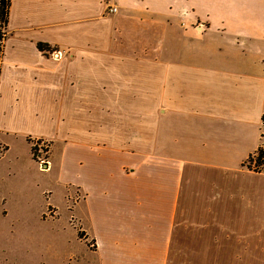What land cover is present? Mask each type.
Masks as SVG:
<instances>
[{
	"label": "crops",
	"instance_id": "0c3cea01",
	"mask_svg": "<svg viewBox=\"0 0 264 264\" xmlns=\"http://www.w3.org/2000/svg\"><path fill=\"white\" fill-rule=\"evenodd\" d=\"M108 5L10 0L0 136H18L37 166L33 142L47 143L42 168L61 148L86 238L80 264H264V199L251 182L264 169L247 165L259 140L254 151L231 140L261 126L264 60L253 69L245 50L199 46L209 21L196 32L165 0Z\"/></svg>",
	"mask_w": 264,
	"mask_h": 264
},
{
	"label": "rangeland",
	"instance_id": "374dc122",
	"mask_svg": "<svg viewBox=\"0 0 264 264\" xmlns=\"http://www.w3.org/2000/svg\"><path fill=\"white\" fill-rule=\"evenodd\" d=\"M108 1L109 5L116 2ZM165 1L166 14L168 7L180 17V23L192 17L196 32L199 31L197 27H204L206 31L203 21H209L208 33L199 46L245 50L246 56L253 60V69L263 64L264 0ZM243 128L248 135L231 134L232 142L254 151L259 140V147L264 150V121L261 126L260 122L247 123ZM0 138L8 148L5 151L0 146V264H80L83 244L78 238H86L77 230L76 196L74 189L65 182L68 173L60 162L61 148H53L50 164L42 168L47 157V143L33 142L35 158L40 163L37 166L18 136L2 134ZM247 165L252 166L250 160ZM192 174L193 170L186 179V191L197 186ZM236 176L247 179L240 171ZM251 182L264 199V171L253 176ZM220 214L233 218L235 224L248 222L242 216L249 214L240 210L222 209ZM261 238L264 241V224ZM87 244L90 246V241Z\"/></svg>",
	"mask_w": 264,
	"mask_h": 264
},
{
	"label": "trees",
	"instance_id": "16d2710c",
	"mask_svg": "<svg viewBox=\"0 0 264 264\" xmlns=\"http://www.w3.org/2000/svg\"><path fill=\"white\" fill-rule=\"evenodd\" d=\"M10 0H0V45H2V40L5 36V28L8 25V13H9ZM4 30V32H3ZM37 50L42 53L52 52L53 49L50 48L48 44L38 43ZM264 121V115L261 117V123ZM262 137V135H261ZM38 141L37 143H40ZM39 144H36L38 146ZM39 147V146H38ZM35 146L32 147L33 158H35ZM252 166L249 165V168L253 172H261L264 169V150L261 147H258L253 155L249 157Z\"/></svg>",
	"mask_w": 264,
	"mask_h": 264
},
{
	"label": "built area",
	"instance_id": "2783aa9c",
	"mask_svg": "<svg viewBox=\"0 0 264 264\" xmlns=\"http://www.w3.org/2000/svg\"><path fill=\"white\" fill-rule=\"evenodd\" d=\"M107 12L108 13H111V14H114L117 12V8L115 6H109L107 7ZM197 30H199L198 32H201L202 31V28L201 27H197Z\"/></svg>",
	"mask_w": 264,
	"mask_h": 264
}]
</instances>
